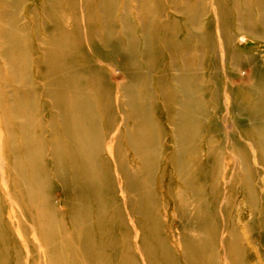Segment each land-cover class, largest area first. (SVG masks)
<instances>
[{"label": "bare ground", "instance_id": "6f19581e", "mask_svg": "<svg viewBox=\"0 0 264 264\" xmlns=\"http://www.w3.org/2000/svg\"><path fill=\"white\" fill-rule=\"evenodd\" d=\"M0 264H264V0H0Z\"/></svg>", "mask_w": 264, "mask_h": 264}, {"label": "rangeland", "instance_id": "374dc122", "mask_svg": "<svg viewBox=\"0 0 264 264\" xmlns=\"http://www.w3.org/2000/svg\"><path fill=\"white\" fill-rule=\"evenodd\" d=\"M257 45V43H252V42H248L246 45L243 44L242 48H245V49H248V48H253ZM245 68V67H244ZM244 68H242V70L244 71ZM246 72H249L248 68H245ZM226 111H225V124L228 125L229 129H231L234 133H235V138L236 139H239L240 136L243 137V138H246L248 137L245 133H244V130L243 129H239V127L237 126V121H241L244 123V119H243V116H239V117H236L233 115V113L231 112V117L229 118H226ZM218 115L214 118H217ZM215 123H217V119L214 120ZM234 125L235 128H234ZM218 126H213L212 129H217ZM237 130V131H236ZM217 133V130L215 131ZM214 140H216V142H219L221 143L222 142V137L219 135V134H215L214 135ZM161 167L164 166V162L161 163L160 165ZM166 182L169 181V179L172 181V183L176 184L177 181H176V178L174 176H172V174H170L169 170H170V165L168 164L167 167H166ZM161 171V170H160ZM235 193V192H234ZM54 194V191L52 192V195ZM59 195L57 192L55 193V196ZM53 199L54 201H56L57 198L54 197L53 195ZM175 226L178 227L179 229L182 228V225L178 224V222L175 221Z\"/></svg>", "mask_w": 264, "mask_h": 264}]
</instances>
